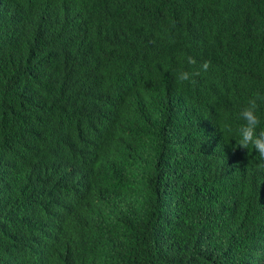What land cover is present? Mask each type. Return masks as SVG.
Masks as SVG:
<instances>
[{
  "label": "clouds",
  "instance_id": "9594fccd",
  "mask_svg": "<svg viewBox=\"0 0 264 264\" xmlns=\"http://www.w3.org/2000/svg\"><path fill=\"white\" fill-rule=\"evenodd\" d=\"M20 2L26 11L13 17L16 23L11 29L0 27V88L18 98L36 96V90L27 82L33 74L32 66L37 64H41L42 74L38 100L46 97L43 91L45 84L51 86L55 82H63L72 74L85 82L91 79L93 86V83L111 77L115 70L125 87L122 93L117 91L115 94L90 87L77 90L82 116L76 137L67 138L65 145L58 139L54 141V160L36 170L39 175L32 177L28 174L21 178L25 183L22 201L17 202L15 196L18 193L14 191V198L5 197L10 212L0 217V224L3 223L2 218L8 216L12 225L17 227L16 238L21 247L29 245L24 252L31 260L25 264H82L80 259L66 256L62 249V255L58 249L54 259L52 256L58 246L53 234L61 232L67 215L75 209V203L82 201L93 210L87 205L86 197L95 187L98 176L97 170L94 173L86 163V158L100 159L103 165L119 169L122 173L125 171L128 175L146 172L158 177L151 160L128 153L123 137L129 133L127 126H103L99 120L100 117L120 116L122 120L132 122L120 105L126 101L142 107L145 122L170 128L171 117L168 115L163 119L148 101L150 96L157 94L152 92L150 95L139 89L143 78L151 85L158 78L166 88L172 89L181 106L178 119L190 113L189 108L198 101L203 105L212 103L206 115L194 128L191 124L187 131L189 143L182 162L191 158L197 161L196 179L208 186L202 197L204 214L217 220L233 235L244 253L239 264H264V130H257L260 119L256 112L257 101L264 100V96L257 94L249 98L250 88L253 89L251 78L243 91L240 90L243 79L249 76L234 66L221 71L214 89L203 86L200 72H207L210 61L202 63L191 52H194L196 44H200L210 49L218 61L225 46L214 47L216 37L230 38L234 45L243 40L200 23L197 15L191 18L192 11L184 12L181 15L182 28L172 31L168 18L164 16L169 8L166 3L150 7L143 16L134 13L122 19L118 0ZM105 2L109 5H104ZM8 9L0 4L1 14ZM24 20L30 23L23 26ZM28 27L31 28L30 34L27 33ZM242 30L256 33L264 44V33ZM93 35L108 44L114 43L110 48L109 62L101 60L91 46ZM17 39L21 42L20 58ZM148 42L158 47L159 57L145 52V43ZM36 53H39L38 57ZM48 56L55 61H49ZM186 57L189 64H195L197 72L176 70ZM178 90H184L186 97H179ZM3 109L4 106L0 105V112L5 115ZM83 127V135H80ZM181 139L182 134H167L166 141L170 147ZM79 153L83 154L82 157ZM250 171L254 179L249 177ZM237 181L242 182L240 204L237 203ZM109 197L111 195L98 201ZM36 226L45 230L37 234L32 243L31 235ZM9 229L11 234V227ZM6 235L0 234V242L5 243V250L11 254L13 251L8 247ZM42 251L44 254L41 256Z\"/></svg>",
  "mask_w": 264,
  "mask_h": 264
},
{
  "label": "trees",
  "instance_id": "16d2710c",
  "mask_svg": "<svg viewBox=\"0 0 264 264\" xmlns=\"http://www.w3.org/2000/svg\"><path fill=\"white\" fill-rule=\"evenodd\" d=\"M164 3L169 6L164 16L168 18L172 31L180 30L181 15L192 11L191 18L197 15L200 23L243 40L234 45L230 38L216 37L213 46H225L218 61L210 49L195 45L194 52H191L202 63L210 61L207 72H200L203 86L214 89L221 71L234 66L249 76L243 79L240 90L247 86L251 78L253 89L250 88L252 93L248 94L249 98L257 94L264 96V44L258 40L256 33L242 30L264 33V0H118V11L121 18L126 19L134 13L143 16L150 7ZM0 4L9 8L6 13H0V27L9 30L16 23L13 17L19 12L24 13L26 8L20 0H0ZM104 5L109 4L105 2ZM29 23L24 20L23 26ZM27 33H31L30 27ZM92 41L90 44L98 57L109 62L110 48L114 43L108 44L97 35H93ZM20 43V39H17L18 58L21 57ZM39 46L42 47L41 44ZM145 46V52L159 57V49L153 42L145 43ZM47 58L55 61L51 56ZM32 69L31 80L27 83L34 87L36 96L18 98L0 88V105L4 106L5 111V115L0 112V217L10 212L6 206V196L14 198V191L18 193L15 196L17 202L22 201L25 183L21 178L28 174L32 177L39 175L36 170L54 160L56 151L52 143L58 139L65 145L67 138L73 139L78 134L82 109L76 91L90 87L115 94L125 89L115 70L111 77L93 83V86L91 79L85 82L72 74L63 82H55L51 86L45 84L43 91L46 97L38 100L41 64L32 66ZM176 70L197 72L195 64L187 62V57L176 66ZM138 87L147 94H157L150 96L148 101L163 119L168 115L171 117L170 128L145 122L142 107L126 101L120 105L132 122H126L120 116H106L100 117L99 123L103 126H127L129 133L123 137L128 153L151 160L158 177L146 172L128 175L125 171L122 173L119 169L103 165L100 159L86 158V163L94 173L97 170L98 176L95 187L86 197L87 205L93 210L88 209L82 201L75 203V209L67 215L61 232L53 234L58 245L53 259L58 249L62 255V249L66 256L78 258L82 264H239L244 253L233 235L217 220L204 214L202 197L208 191V186L196 179L197 161L191 158L182 162L189 143L187 131L191 124L194 128L206 115L212 103L203 105L198 101L189 108L190 113L178 119L180 102L172 89L166 88L160 79H155L151 85L143 78ZM178 94L181 98L186 97L184 90H178ZM257 104L256 112L260 119L257 130H264V100H258ZM84 128L80 135H83ZM167 134H182V139L169 147ZM228 151L232 152L230 149ZM79 154L82 157L83 154ZM249 177L254 179L252 171ZM236 188L237 203L240 204L241 181L236 182ZM107 195L111 197L98 201ZM2 222L0 234H7L8 247L13 252L9 254L5 250V243L0 242V264L29 262L31 258L24 252L29 245L21 247L16 238L17 227L12 225L8 216L2 218ZM10 227L14 234H10ZM33 229L32 243L36 235L45 230L38 229V226ZM43 254L42 251L41 256Z\"/></svg>",
  "mask_w": 264,
  "mask_h": 264
}]
</instances>
